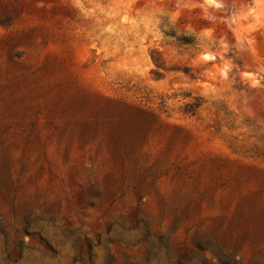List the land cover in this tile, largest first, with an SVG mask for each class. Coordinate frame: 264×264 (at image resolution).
Segmentation results:
<instances>
[{
  "label": "rangeland",
  "instance_id": "1",
  "mask_svg": "<svg viewBox=\"0 0 264 264\" xmlns=\"http://www.w3.org/2000/svg\"><path fill=\"white\" fill-rule=\"evenodd\" d=\"M263 15L0 0V264H264Z\"/></svg>",
  "mask_w": 264,
  "mask_h": 264
},
{
  "label": "bare ground",
  "instance_id": "2",
  "mask_svg": "<svg viewBox=\"0 0 264 264\" xmlns=\"http://www.w3.org/2000/svg\"><path fill=\"white\" fill-rule=\"evenodd\" d=\"M263 2H264V0H263ZM260 24L262 25L261 28H258L256 26L254 27L255 31H254L253 35H254V38L256 40L258 52L261 53V55H264V19H263L262 23H260ZM250 38H251V35H250Z\"/></svg>",
  "mask_w": 264,
  "mask_h": 264
}]
</instances>
